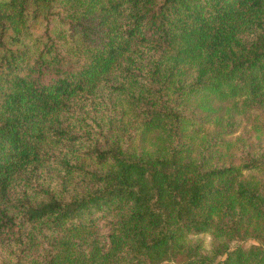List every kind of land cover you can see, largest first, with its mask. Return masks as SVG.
Masks as SVG:
<instances>
[{"label":"trees","instance_id":"1","mask_svg":"<svg viewBox=\"0 0 264 264\" xmlns=\"http://www.w3.org/2000/svg\"><path fill=\"white\" fill-rule=\"evenodd\" d=\"M163 263L264 264V0H0V264Z\"/></svg>","mask_w":264,"mask_h":264},{"label":"rangeland","instance_id":"2","mask_svg":"<svg viewBox=\"0 0 264 264\" xmlns=\"http://www.w3.org/2000/svg\"><path fill=\"white\" fill-rule=\"evenodd\" d=\"M244 128L247 129L248 125L244 126ZM235 136H240L243 140H246L249 137L248 142L251 143L252 145H257L258 143V140L254 137V135H251V132L249 133L243 132V126H241L240 130L235 134ZM200 238L204 240L205 244H207L209 241L208 236H201ZM252 243H253L252 241L244 242L245 245H249ZM163 264H166V263H163Z\"/></svg>","mask_w":264,"mask_h":264}]
</instances>
